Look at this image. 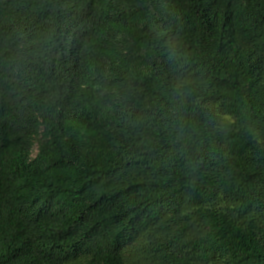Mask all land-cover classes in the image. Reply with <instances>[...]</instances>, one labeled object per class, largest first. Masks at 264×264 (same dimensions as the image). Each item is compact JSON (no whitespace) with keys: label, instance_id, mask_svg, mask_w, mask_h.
Instances as JSON below:
<instances>
[{"label":"trees","instance_id":"trees-1","mask_svg":"<svg viewBox=\"0 0 264 264\" xmlns=\"http://www.w3.org/2000/svg\"><path fill=\"white\" fill-rule=\"evenodd\" d=\"M0 264H264V0H0Z\"/></svg>","mask_w":264,"mask_h":264}]
</instances>
